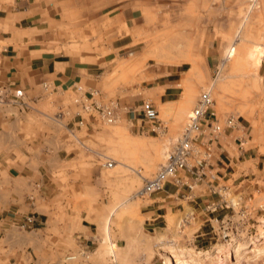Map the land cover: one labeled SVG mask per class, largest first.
Wrapping results in <instances>:
<instances>
[{"label": "rangeland", "instance_id": "374dc122", "mask_svg": "<svg viewBox=\"0 0 264 264\" xmlns=\"http://www.w3.org/2000/svg\"><path fill=\"white\" fill-rule=\"evenodd\" d=\"M75 1L76 35L65 37V42L75 38L72 54L96 67L98 85L93 91H100L101 103L117 105L120 119L115 125L104 124L94 113H86L75 102L81 96L72 92L60 104L51 97L35 105L43 114L40 118L55 126L57 140L44 157L25 146V137L0 131V206L18 192L40 196L38 187L27 186L22 176L54 171L66 202L72 204L70 212L50 213L58 221L55 228L74 219L76 225L92 230L98 241L89 245L85 257L76 248L70 257L57 261L55 243L42 241V236L50 239L51 231L30 229L29 213L22 222L0 229L2 260L5 264H114L113 260L170 264L167 256H171L174 264H264V211L258 208L264 202V181L255 183L261 189L253 193L248 189L247 197L256 198L250 205L253 228L242 243L226 241L222 229L206 221L210 215L201 211L204 196L199 199L201 208L195 206V219L182 229L193 203L177 205L173 199L163 203L164 192L150 199L137 196L145 178L164 162L200 93L209 87L219 119L234 116L243 127L223 135L216 164L220 169L228 167L227 178L237 171H255L257 166L264 169V0ZM144 101L152 102L159 112V124L165 127L160 134L147 132L149 125L139 121ZM69 111L71 115L64 117ZM78 112L85 124L65 131ZM26 155L33 161L26 163ZM108 161L114 162L112 169L103 166ZM222 183L235 194L243 192V188L235 190L233 181ZM51 185L55 195L54 180ZM160 205L168 209L159 210ZM159 215L165 217L154 221ZM2 216L0 212V220ZM202 233L207 235L199 237ZM240 245L246 248L238 251ZM9 247L17 252L7 254ZM221 247L231 253L218 254ZM179 249L211 253L182 257Z\"/></svg>", "mask_w": 264, "mask_h": 264}, {"label": "crops", "instance_id": "0c3cea01", "mask_svg": "<svg viewBox=\"0 0 264 264\" xmlns=\"http://www.w3.org/2000/svg\"><path fill=\"white\" fill-rule=\"evenodd\" d=\"M75 14V0H0V87L22 89L25 93L23 101L30 105V108L14 103L0 105V131L10 137L14 135L25 137L27 141L25 146L37 150L38 154L44 157L52 152L58 132L55 126L48 125L40 118L43 114L34 106H40L51 97H55L56 102L60 104L69 92L83 97L97 90L96 67L88 65L79 56L72 54L70 48L75 49L77 44L75 38L69 43L64 39L76 35L73 33ZM45 84L48 85V89L44 88ZM61 108L64 109L63 106ZM65 115H71V111L63 114L64 117ZM84 124L85 120L81 113H74L64 126V130L75 131ZM70 126H73L72 129ZM25 160L29 163L33 161V157L26 155ZM247 171H237L235 175L230 174L227 178L225 169H219L220 183L233 181L235 190L243 188V192L239 193L245 195L248 194V189L251 191L249 193L261 189L255 183L264 181V169L257 166L255 171L253 169ZM237 174L239 176L235 177ZM21 180L29 187L32 185L38 187L40 196H35V193L29 196L26 191L22 194L15 193L16 198L0 206V212L4 215L0 220V229H7L22 222L29 213H32L36 221L28 227L43 234L51 231L50 239L45 240L42 236V241L55 243V260L58 261L64 255L70 257L76 248H79L78 252L85 257L89 245L98 241L94 232L86 226L76 225L74 219H68L63 227L57 225L55 228L58 221L55 216L50 215L70 212L72 208V204L65 200L66 196L55 178V172L38 175L32 171L29 175L22 176ZM52 180L55 181V195L54 190L49 188ZM168 199L166 195L161 201L166 203ZM41 209L42 211H39ZM158 209L168 208L166 205H160ZM160 217L165 216L159 215L154 221ZM1 235L2 231L0 237ZM15 252L16 247H9L7 254ZM1 256L0 264H5Z\"/></svg>", "mask_w": 264, "mask_h": 264}, {"label": "built area", "instance_id": "2783aa9c", "mask_svg": "<svg viewBox=\"0 0 264 264\" xmlns=\"http://www.w3.org/2000/svg\"><path fill=\"white\" fill-rule=\"evenodd\" d=\"M44 88L49 87L45 84ZM100 95V91H92L75 102L80 104L89 115L94 113L104 124L115 125L120 119L118 107L101 103ZM24 98L25 93L22 89H14L11 86L0 87V105L14 103L30 108L29 103L23 101ZM214 106L213 87L202 90L195 106L188 114L179 137L168 148L164 162L152 177L145 178L137 196L140 199H150L153 195L164 192L175 202L193 203V211L185 217L180 228L188 225L191 219H195V206L201 208L199 199L200 196H204L207 200L201 211L207 217L210 215L206 221L210 222L212 227L219 226L226 241L242 243L253 228L251 225L253 209L250 205L256 199L255 194L249 197L243 193L235 194L230 186L220 183V168L216 164L223 135L229 131L240 130L242 126L234 116H228L221 121ZM140 113L142 119L139 121L149 125L147 132L160 134L164 131L165 127L159 124V112L152 102L144 101ZM134 122L135 119L131 120L132 125L135 124ZM136 123L138 124V121ZM243 144L242 141L241 145ZM103 166L112 169L114 162L108 161ZM227 170L228 167L225 169L226 174ZM214 182L217 186H214ZM258 208L264 211V202ZM35 221V215L27 218L28 224H33ZM205 235L207 233H202L199 237ZM70 259L75 260L74 257ZM113 263L115 264L116 261L113 260Z\"/></svg>", "mask_w": 264, "mask_h": 264}, {"label": "bare ground", "instance_id": "6f19581e", "mask_svg": "<svg viewBox=\"0 0 264 264\" xmlns=\"http://www.w3.org/2000/svg\"><path fill=\"white\" fill-rule=\"evenodd\" d=\"M234 55V51L233 50H231L230 51V56H233ZM263 233H264V231H263ZM239 247V249H238V251L239 250H242V249H245L246 247L245 246H243L242 247V245H240V246H238ZM232 248V247H231ZM236 248H237V246H236ZM216 249V248H215ZM237 250V249H236ZM230 252V249L229 248H227V247H224V248H220L219 249V251L217 252L218 254H221V253H229ZM178 253H179V255L180 256H182V257H184V255H186V254H189V256H194V257H200V256H202V255H210V251L209 252H207L206 254H204V253H202V252H198V251H193V250H190V251H185L184 249H179V251H178ZM231 253V252H230ZM229 253V254H230ZM166 254V253H165ZM217 254V255H218ZM167 258H168V262L170 263V264H174V261H173V259H172V257L171 256H167ZM179 261V260H178ZM178 264H181L182 262H177Z\"/></svg>", "mask_w": 264, "mask_h": 264}]
</instances>
